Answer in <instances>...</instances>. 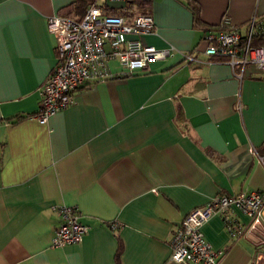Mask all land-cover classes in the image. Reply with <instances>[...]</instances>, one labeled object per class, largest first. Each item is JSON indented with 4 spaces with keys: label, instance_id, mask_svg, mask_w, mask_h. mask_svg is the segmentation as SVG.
<instances>
[{
    "label": "crops",
    "instance_id": "crops-1",
    "mask_svg": "<svg viewBox=\"0 0 264 264\" xmlns=\"http://www.w3.org/2000/svg\"><path fill=\"white\" fill-rule=\"evenodd\" d=\"M72 1L0 0V264H113L117 241L120 264H188L169 259L182 216L217 193L264 190V71L203 55L185 0H149L153 27L140 40L171 54L77 87L40 122L38 89L56 61L46 20ZM191 1L213 29L224 16L240 31L252 16L264 22V0ZM17 114L28 115L6 119ZM59 205L88 230L50 247ZM222 218L201 227L225 250L219 264H264V246L230 241Z\"/></svg>",
    "mask_w": 264,
    "mask_h": 264
},
{
    "label": "built area",
    "instance_id": "built-area-1",
    "mask_svg": "<svg viewBox=\"0 0 264 264\" xmlns=\"http://www.w3.org/2000/svg\"><path fill=\"white\" fill-rule=\"evenodd\" d=\"M103 1L107 4L124 2ZM262 20L252 16L240 31L225 16L222 17L218 29L210 27L204 31L202 54L224 60L231 67L238 64L242 68L249 63L264 71V45L252 44L254 37L264 34ZM152 27L149 13H135L131 17L109 14L100 4H89L79 20L50 14L46 29L54 36L56 61L38 89L35 118L45 121L54 111L71 104V94L77 87L131 75L138 69H145L150 62L168 57L172 47L155 48L141 42L140 36L148 34ZM194 55L186 52L185 61L199 62ZM111 61L117 63V71L110 70ZM231 210L243 214L248 223H236L229 216ZM57 213L60 221L50 236L49 246L59 247L80 241L88 227L78 221L72 206L59 205ZM217 213L223 217L230 241L244 237L249 242L254 239L251 243L264 246V190L253 188L235 194L217 193L182 216L171 233L169 259L188 264H219L225 250L212 248L201 232L206 220Z\"/></svg>",
    "mask_w": 264,
    "mask_h": 264
},
{
    "label": "trees",
    "instance_id": "trees-1",
    "mask_svg": "<svg viewBox=\"0 0 264 264\" xmlns=\"http://www.w3.org/2000/svg\"><path fill=\"white\" fill-rule=\"evenodd\" d=\"M149 3V0H124L123 6L121 7H114V6H109L107 3H105L103 0H73L71 3H69L67 6H63L62 9L59 11V15L60 16H66L67 18H71V19H80L86 9V7L89 4H100L102 6H104L108 13H115V15H127V17H131L133 15H135V13H139V14H144L147 13L148 11L147 9V5ZM186 4V6L188 7V9L191 12L192 15V19H193V23L195 26L200 25L203 30H207L210 29V27L212 26H204L201 24L199 16H198V6L196 4L193 3V1L191 0H185L184 2ZM132 8H134V10H132ZM252 44L254 45H260L263 44L264 45V34H259V36H256L253 38L252 40ZM28 115V114H27ZM27 115H14L10 118H6L8 120H13V121H17V119H21L26 117ZM264 148V144L262 145ZM256 151V149H255ZM211 153V152H209ZM257 153V151H256ZM121 251V242L117 241V247L116 250L114 252V256H113V264H120L119 261V254Z\"/></svg>",
    "mask_w": 264,
    "mask_h": 264
}]
</instances>
